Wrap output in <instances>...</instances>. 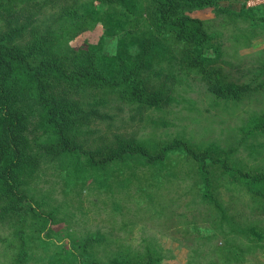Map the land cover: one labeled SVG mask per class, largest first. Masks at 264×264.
I'll list each match as a JSON object with an SVG mask.
<instances>
[{
	"label": "rangeland",
	"instance_id": "obj_1",
	"mask_svg": "<svg viewBox=\"0 0 264 264\" xmlns=\"http://www.w3.org/2000/svg\"><path fill=\"white\" fill-rule=\"evenodd\" d=\"M95 3L107 13L97 12L98 18L67 41L60 21L46 20L58 11L59 3L13 0L12 6L16 23L26 24L28 31L34 21L42 31L51 22L47 28H54L53 40L58 41L53 48L71 54L82 46L97 50V61L111 75L118 72L122 58L130 56L138 62L136 76L146 83L156 85L167 74L176 80L173 101L159 109L137 107L108 92L100 106L108 117L92 118L83 129H94V136L100 134L110 145L117 133L149 148L180 139L190 146L201 145L230 165L261 170L264 137L247 135L246 130L264 116V91H248L227 106L222 101L215 104L200 69L187 71L179 62L175 42L164 41L152 28L147 0H139L133 16L121 11L117 18L118 10ZM220 5L235 13L221 8L192 12L209 25L210 46L203 65L222 68L224 85L257 84L264 79V20H250L238 12L245 6L264 15V0H224ZM31 119H36L35 111ZM35 151L40 159L25 179L27 199L10 212L0 202V264H132L150 257L152 264H264V247L249 242V234L241 231L251 224L264 230V212L255 207L239 174L235 182H227L213 170L217 190L212 195L220 202L218 210L201 198L196 188L200 180L179 153H170L159 173L150 164L138 163L132 170L114 171L110 185L101 190L92 179L67 186L59 158L51 160ZM228 249L235 256L225 254Z\"/></svg>",
	"mask_w": 264,
	"mask_h": 264
},
{
	"label": "trees",
	"instance_id": "obj_2",
	"mask_svg": "<svg viewBox=\"0 0 264 264\" xmlns=\"http://www.w3.org/2000/svg\"><path fill=\"white\" fill-rule=\"evenodd\" d=\"M12 1L0 0V202L3 210L17 211L27 199L23 186L27 176L39 164L37 148L51 160L59 158V170L65 172L67 186L79 180L85 183L92 179L101 190L110 185L114 171L120 173L124 167L132 170L138 163L150 164L153 171L159 173L169 161V154L179 153L182 155L179 158L189 160V170L200 180L196 183L197 191H201V198L207 203L221 209L219 200L212 195V190H217L212 180L215 169L220 172L218 178L227 182H235L236 174H239L255 207L264 212V166L261 170H248L236 162L230 165L222 156L213 158L201 145L190 146L180 139L162 145L153 144L149 148L137 139L117 133L110 145L102 141L100 134L99 137L94 136V129L84 130L92 118L108 117L100 109L108 92L116 93L137 107L159 109L173 101L176 78L167 74L158 84L152 85L136 76L138 62L130 56L122 58L114 76L102 67L101 61H97L98 52L94 48L82 46L73 54L57 50L53 48V42H58L53 40L57 33L54 28H47L51 22L42 31L34 21L28 31L26 24L16 23ZM49 1L51 6L59 3L60 7L46 20L60 21L59 29L67 35L65 41L75 38L73 34L76 31L87 28L89 22L99 17L97 12L104 11L98 9L94 1L107 4L114 12L118 10L115 18L121 16V11L133 16L139 8V0H89L88 4L80 3V0ZM222 1L147 0L146 11L152 28L161 39L175 42L178 46L180 64L187 71L199 68L214 103L219 105L222 101L227 106L228 101H238L248 91H264V79L257 84L224 85L222 68L204 67L203 59L211 39L209 25L206 18L192 12L221 8L232 13L220 5ZM86 7L95 8L86 10ZM249 9L243 6L238 13L250 20H264V15H256ZM26 36L28 39L24 41ZM147 77L149 79L150 75ZM33 111L36 112L35 120L31 119ZM32 121L35 122L33 128ZM246 134L264 137L263 115L249 124ZM121 180L128 179L123 177ZM30 209L41 216L32 205ZM47 219L44 218V223ZM241 231L249 234V242L264 247L263 228L258 230L257 225L251 224ZM225 254L235 256L229 249ZM152 262L150 257L132 264Z\"/></svg>",
	"mask_w": 264,
	"mask_h": 264
}]
</instances>
